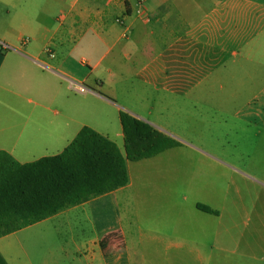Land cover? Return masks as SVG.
Instances as JSON below:
<instances>
[{"label":"crops","instance_id":"1","mask_svg":"<svg viewBox=\"0 0 264 264\" xmlns=\"http://www.w3.org/2000/svg\"><path fill=\"white\" fill-rule=\"evenodd\" d=\"M227 71L232 81L248 83L251 97L264 99V0H0V152L30 164L62 153L89 127L126 158L120 120L126 104L116 92H101L106 81L137 78L189 97L193 83L221 82ZM257 83L263 85L255 92ZM97 104L116 108L119 129L104 122ZM259 106L264 113V102ZM126 108L133 115L142 111ZM153 110L148 114L156 118L148 124L173 139L159 131H170L164 121L170 108ZM173 140L177 146L153 157L126 158L125 187L1 237L0 264H61L64 256L80 264L83 255L87 264H147V258L153 264H207V249L220 240L222 213L212 203L182 205L190 186L181 194L169 179L191 171L170 169L175 158L186 162L174 153L183 144ZM248 179L264 189L260 176ZM168 198L172 205L165 206ZM78 208L101 236L86 241L92 251L42 250L47 224L57 232L58 218ZM66 221L74 234L70 217ZM71 241L77 242L73 235Z\"/></svg>","mask_w":264,"mask_h":264},{"label":"rangeland","instance_id":"2","mask_svg":"<svg viewBox=\"0 0 264 264\" xmlns=\"http://www.w3.org/2000/svg\"><path fill=\"white\" fill-rule=\"evenodd\" d=\"M232 61L233 57H229L225 63L228 71ZM228 71V78L221 82H214L211 78L193 83L189 97L170 95L137 78L123 83L106 81L101 92H116L118 101L126 104L120 105L122 112L130 114L126 107L141 109L140 115H130L149 124L156 118V113L148 114L153 107L170 108V113L164 115V121L171 125L170 131H159L183 144L174 152L176 157L186 156L185 163L175 158L170 169L191 171V176L176 174L169 180L172 185L175 182L181 194L183 188L190 186L191 191H186L187 200L182 205L194 207L197 202L212 203L222 213L220 240L214 248L207 249V264H264V189H259L248 179L257 175L264 180V113L258 112L264 99L251 97L248 83L232 81ZM262 85L257 83L255 92ZM112 99L119 105L117 99ZM96 108L105 113L104 122L112 130L120 128L115 107L97 104ZM118 144L124 149L123 140ZM164 161L157 163L162 165ZM163 168L166 169L165 166ZM166 204L172 205L169 198ZM175 216L181 217L177 211ZM67 217L72 220L74 234L70 232ZM87 217L78 208L58 218L57 232L47 224L40 248L75 251L79 246L81 253L91 252L92 248L86 241L101 236L96 232L97 228L86 221ZM71 235L77 242L71 241ZM18 237L22 245L23 233ZM152 261V258H147V264ZM61 264H70L69 259L64 256ZM80 264H87L84 255Z\"/></svg>","mask_w":264,"mask_h":264},{"label":"trees","instance_id":"3","mask_svg":"<svg viewBox=\"0 0 264 264\" xmlns=\"http://www.w3.org/2000/svg\"><path fill=\"white\" fill-rule=\"evenodd\" d=\"M120 120L129 160L150 158L177 146L125 112ZM126 158L113 141L89 127L82 128L62 153L30 164L20 165L0 152V238L125 187Z\"/></svg>","mask_w":264,"mask_h":264},{"label":"built area","instance_id":"4","mask_svg":"<svg viewBox=\"0 0 264 264\" xmlns=\"http://www.w3.org/2000/svg\"><path fill=\"white\" fill-rule=\"evenodd\" d=\"M79 91H81V92H83V91H85V87L84 86H79Z\"/></svg>","mask_w":264,"mask_h":264}]
</instances>
